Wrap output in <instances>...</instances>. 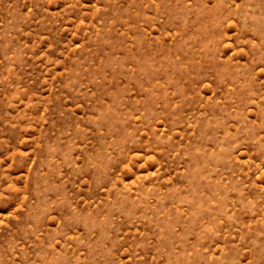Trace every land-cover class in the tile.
Masks as SVG:
<instances>
[{
	"label": "rangeland",
	"instance_id": "374dc122",
	"mask_svg": "<svg viewBox=\"0 0 264 264\" xmlns=\"http://www.w3.org/2000/svg\"><path fill=\"white\" fill-rule=\"evenodd\" d=\"M0 264H264V0H0Z\"/></svg>",
	"mask_w": 264,
	"mask_h": 264
}]
</instances>
